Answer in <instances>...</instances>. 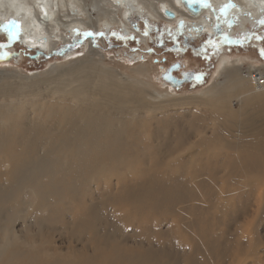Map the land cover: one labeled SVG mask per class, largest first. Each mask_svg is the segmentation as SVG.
<instances>
[{
  "label": "rangeland",
  "instance_id": "rangeland-1",
  "mask_svg": "<svg viewBox=\"0 0 264 264\" xmlns=\"http://www.w3.org/2000/svg\"><path fill=\"white\" fill-rule=\"evenodd\" d=\"M250 16L232 34H202L185 46L179 25L152 21L144 11L129 17L137 29L129 35L115 25L78 30L51 54L28 51L24 41L16 46L18 37L9 43L17 27H7L0 34V84L14 80L0 89L7 95L0 99V264H264V208L253 219L261 186L238 156L226 163L208 154L216 140L202 105L125 110L115 121L123 126L121 138L112 130L96 152L48 155L40 149L49 142L29 129L53 131L49 113L61 95L51 84L18 85L66 65V55L84 57L90 47L123 77L147 65L144 82L174 99L199 96L223 81L218 63L226 55L240 61L232 65L243 75L264 71V39L256 38L264 37V13ZM176 61L201 74L199 85H163L160 74ZM227 135L235 151L240 141Z\"/></svg>",
  "mask_w": 264,
  "mask_h": 264
},
{
  "label": "bare ground",
  "instance_id": "bare-ground-1",
  "mask_svg": "<svg viewBox=\"0 0 264 264\" xmlns=\"http://www.w3.org/2000/svg\"><path fill=\"white\" fill-rule=\"evenodd\" d=\"M183 1L0 0V25L3 27L0 34L7 33V27L16 26L13 22H17L19 28L15 32L27 47L50 54L57 45L68 43L69 35L72 36L78 30L98 31L103 27L107 31L115 25L123 34L129 35L133 31L129 17L144 11L152 21L179 25L186 38L191 40L202 34H217L215 26H220L218 33L228 31L232 34L236 26L241 29L245 22L253 19L251 14L261 17L264 13V0H207L210 7L204 6L198 14L186 10ZM229 3L234 6L221 12L222 6ZM165 9L174 13L175 18H164L162 12ZM140 38L145 45V38ZM85 53L82 58H73L74 54L66 55L64 59H70L66 65L50 66L42 76L32 75L30 78L34 80L33 83L18 79L21 82L18 85L23 90H37L44 84H51V91L61 95L59 108L49 113L55 121L53 131L29 129L31 135H38L49 142L42 145L40 151L44 149V153L51 155L55 153L54 150L56 154H63L70 148L75 152L84 148V156L88 152H96L93 149H97L100 143L98 141L108 134L111 136L112 130L119 137L123 134V126L115 121L125 110L135 112L139 107L160 109L175 102H195L210 113L209 120L214 128L212 134L215 135L216 143H211L208 154L221 155L223 158L220 160L226 163L225 160L230 162L238 156L242 159L240 162H245L244 167L249 173H254L253 177L261 186V194L255 204L253 219L258 216L264 208V71H252L243 75L239 66L232 65L240 61L236 58L232 61L226 55L218 63L219 70L223 71L222 82L214 83L206 91L200 92L199 96L174 99L167 91L158 90L141 80L148 73L146 64L145 69L141 66L132 71L133 75L124 73L123 77V73L108 67L99 52L89 47ZM132 60L137 62L139 58L134 56ZM162 74L163 72L160 76ZM12 80L14 77L5 78L0 89L7 90ZM164 84L166 83L163 82ZM166 85L169 90L173 88ZM6 97L5 93L0 92V99ZM65 102L69 104H63ZM33 123L29 125L33 127ZM227 133L240 141L235 151L232 143L227 141L232 139ZM92 156L95 157L93 154ZM122 170L125 171L124 168Z\"/></svg>",
  "mask_w": 264,
  "mask_h": 264
},
{
  "label": "water",
  "instance_id": "water-1",
  "mask_svg": "<svg viewBox=\"0 0 264 264\" xmlns=\"http://www.w3.org/2000/svg\"><path fill=\"white\" fill-rule=\"evenodd\" d=\"M183 2H184L185 8L193 14H198L200 10L204 7V4L200 2H191V0H184ZM162 15L164 18H167L170 20L175 18L174 13L166 9L163 10ZM219 27L220 26H215L216 33H218ZM8 37L10 41H13L18 36L14 33H10ZM179 67H180L179 63H176L175 65H171L170 67H168L165 70V72L160 76L161 80L165 82L166 84H169L173 88L178 87L180 84L187 81V79L184 77L186 76L185 74H183L184 76H182L183 77L182 79H177L172 75L174 71L179 70Z\"/></svg>",
  "mask_w": 264,
  "mask_h": 264
},
{
  "label": "flooded vegetation",
  "instance_id": "flooded-vegetation-1",
  "mask_svg": "<svg viewBox=\"0 0 264 264\" xmlns=\"http://www.w3.org/2000/svg\"><path fill=\"white\" fill-rule=\"evenodd\" d=\"M219 34H222V32L219 31V33H217V35H219ZM188 40L189 39H187L186 36L183 35L181 43H183V45H185V46H189V44H190L189 42L190 41L188 42ZM210 57L212 58V56H210ZM209 61H210V59H209ZM176 63H179L180 67H179V70L174 71L172 73V75L175 78H177V79H182L183 78L182 76H184L183 74H185L186 76H184V77L187 79V81L183 82L178 87H174V89L182 87V86H185V85H191V84L192 85H199V81L201 80V78H200L201 74L199 72H197V71L194 72V71H191V70H185L184 65H182L181 62H179V61H176V62L170 64L168 67H170L171 65H175ZM165 70L163 71V73L165 72Z\"/></svg>",
  "mask_w": 264,
  "mask_h": 264
},
{
  "label": "snow or ice",
  "instance_id": "snow-or-ice-1",
  "mask_svg": "<svg viewBox=\"0 0 264 264\" xmlns=\"http://www.w3.org/2000/svg\"><path fill=\"white\" fill-rule=\"evenodd\" d=\"M191 2H200L203 3L204 6L206 7H210V5L207 3V0H191ZM234 5L232 4H225L224 6H222V8L220 9L221 12H224L225 9L229 8V7H233ZM16 23L17 28H19V24L17 22H13ZM261 23H264V21H261ZM84 35H93V33H84ZM100 35H103V33H100ZM244 37H241V39H243ZM257 39H264V37H256ZM209 43H211V41H208ZM0 47H4V45H0ZM7 55V54H6ZM261 55L264 56V50L261 51Z\"/></svg>",
  "mask_w": 264,
  "mask_h": 264
},
{
  "label": "trees",
  "instance_id": "trees-1",
  "mask_svg": "<svg viewBox=\"0 0 264 264\" xmlns=\"http://www.w3.org/2000/svg\"><path fill=\"white\" fill-rule=\"evenodd\" d=\"M6 38H7V41H8L9 43L12 42V41L9 40V37H6ZM15 43H16V44H15ZM15 43H14V44H15L16 46H19V43H20V42H19V40H17V41H15Z\"/></svg>",
  "mask_w": 264,
  "mask_h": 264
}]
</instances>
